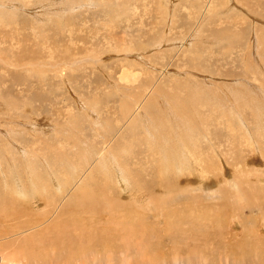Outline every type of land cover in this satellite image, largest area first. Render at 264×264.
Returning a JSON list of instances; mask_svg holds the SVG:
<instances>
[{"label": "rangeland", "instance_id": "obj_1", "mask_svg": "<svg viewBox=\"0 0 264 264\" xmlns=\"http://www.w3.org/2000/svg\"><path fill=\"white\" fill-rule=\"evenodd\" d=\"M0 153V264H264V0H0Z\"/></svg>", "mask_w": 264, "mask_h": 264}, {"label": "bare ground", "instance_id": "obj_2", "mask_svg": "<svg viewBox=\"0 0 264 264\" xmlns=\"http://www.w3.org/2000/svg\"><path fill=\"white\" fill-rule=\"evenodd\" d=\"M16 65H18V64H16ZM32 65V64H31ZM48 66V65H47ZM175 98V97H174ZM177 98V97H176ZM241 98V96L240 95H237V96H233V99L234 100H237V99H240ZM232 99V98H231ZM172 100H173V102H170V103H174V104H176L177 103V101H175V99H173L172 98ZM178 100V99H177ZM150 101H154V100H152V99H150ZM150 101H148V103L150 102ZM180 103H182V102H180ZM217 103V102H216ZM146 105H145V108H146V110H147V112H146V115L147 114H149V110H148V108H147V102L145 103ZM169 104V103H168ZM139 105V104H138ZM177 105V104H176ZM170 106V105H169ZM169 106H168V108H169ZM194 107H195V105H194ZM167 108V107H166ZM167 108V109H168ZM170 112H168L167 114H169ZM172 115V114H171ZM159 117V116H158ZM158 117H157V119H158ZM176 117L178 118V123H179V120L181 119V116H178V114L176 115ZM144 119H145V117H144ZM157 122V121H156ZM146 132L148 131V128L146 127ZM145 137V136H144ZM9 140V139H8ZM12 141V140H11ZM3 143V142H2ZM3 147H4V145H3ZM8 148V147H7ZM104 148V147H103ZM1 154V153H0ZM8 156V155H7ZM4 158V157H3ZM12 158V157H11ZM120 158V157H119ZM109 159V158H108ZM135 159V158H134ZM7 160H9L8 158H7ZM15 162L13 159H10L9 160V162ZM117 161H118V158H117ZM0 165L2 166L3 165V162H2V160L0 159ZM15 165V164H14ZM4 166V168H5V165H3ZM7 167H9L8 165H7ZM16 167V166H15ZM7 169H9V168H7ZM179 169V168H178ZM10 170V169H9ZM18 170V169H17ZM92 173V172H91ZM7 174H8V172H7ZM139 175V174H138ZM95 175L93 174V176H92V178L94 177ZM3 177V176H2ZM19 178V177H18ZM88 178V177H87ZM122 180V179H121ZM259 180H261V179H259ZM88 181V180H87ZM120 181V180H119ZM121 182V181H120ZM5 187H3L5 190H7L9 193H10V190L7 188V185H8V180L7 181H5L4 183H2ZM88 184H89V181H88ZM236 186V185H235ZM36 187V186H35ZM126 187V186H125ZM87 188H89V187H87ZM242 190V189H241ZM11 195V194H10ZM60 195V194H59ZM60 196H62V194L60 195ZM44 201V200H43ZM161 203V202H160ZM107 204H109V203H107ZM44 205V204H43ZM103 206H105L104 204H103ZM108 206V205H107ZM4 207H5V205H4ZM10 207V206H9ZM6 208V207H5ZM4 209V208H3ZM77 209V208H76ZM78 209H79V211H77V213H84V214H90V215H93V216H98V217H100V216H105V214H106V210L101 206V205H95V204H93V203H89V204H84V203H79L78 204ZM111 209V208H110ZM259 209V208H258ZM7 210V209H6ZM81 210L82 211H84V212H81ZM10 211V210H9ZM76 213V214H77ZM109 214H110V212H109ZM0 216H2L1 214H0ZM3 217V216H2ZM5 217V216H4ZM6 218V217H5ZM4 219V218H3ZM74 220H76V218L74 219ZM79 220H80V218H79ZM4 221V220H3ZM0 222H2V218L0 217ZM88 227H89V224L88 223H85ZM55 225V224H54ZM75 227H77L78 228V234L76 235V234H74V232H73V236H70V235H68L69 236V238L70 239H72V238H75L76 240H78L79 238H80V233H81V231H82V228H80V227H78V225H76ZM74 227V228H75ZM73 228V229H74ZM11 228H8V232H10L11 230H10ZM5 230V229H4ZM6 231V230H5ZM53 241V240H52ZM65 242H67V240L65 239L64 240ZM69 242L68 243H70V240H68ZM62 243H64V242H62ZM58 245V244H57ZM56 243L54 244L53 243V246H54V248H56ZM52 246V247H53ZM54 248H52V249H54ZM47 249V248H46ZM57 250V249H56ZM47 251V250H46ZM5 257V256H4ZM4 257H2L1 259H2V261L3 260H6L7 261V259H8V261H12L13 260V258H4ZM8 257V256H7ZM7 261V262H8ZM54 264V263H53Z\"/></svg>", "mask_w": 264, "mask_h": 264}]
</instances>
